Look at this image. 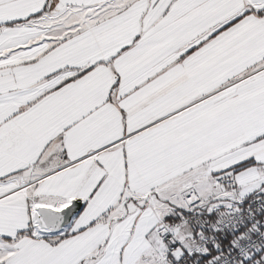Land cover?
Listing matches in <instances>:
<instances>
[{
    "label": "snow or ice",
    "instance_id": "obj_1",
    "mask_svg": "<svg viewBox=\"0 0 264 264\" xmlns=\"http://www.w3.org/2000/svg\"><path fill=\"white\" fill-rule=\"evenodd\" d=\"M0 264H264V0H0Z\"/></svg>",
    "mask_w": 264,
    "mask_h": 264
}]
</instances>
